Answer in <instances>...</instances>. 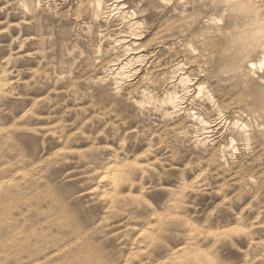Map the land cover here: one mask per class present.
<instances>
[{"label": "rangeland", "instance_id": "1", "mask_svg": "<svg viewBox=\"0 0 264 264\" xmlns=\"http://www.w3.org/2000/svg\"><path fill=\"white\" fill-rule=\"evenodd\" d=\"M171 1L121 0L123 22L79 0H0V264H264V116L249 98L264 68H227L223 4ZM132 54L137 75L116 89L110 69ZM174 90L171 117L158 101Z\"/></svg>", "mask_w": 264, "mask_h": 264}, {"label": "bare ground", "instance_id": "2", "mask_svg": "<svg viewBox=\"0 0 264 264\" xmlns=\"http://www.w3.org/2000/svg\"><path fill=\"white\" fill-rule=\"evenodd\" d=\"M81 4H83L84 2H88V4H90L89 6L92 7L93 13H94V17L95 19H100L101 16L104 17V20L107 21L110 18L113 19V17L115 18V15H117V17L119 19L126 20V18H128L129 16L135 15L133 12L131 13L130 11H126L124 4H121V0H113V2L110 5H106V11L104 12V4H105V0H79ZM112 1V0H111ZM162 3L166 4V5H170L172 3L171 0H161ZM213 5H218V4H223L225 6V11L230 13V18H231V22L228 24L227 29L229 28V32L226 34V46L225 48L221 51V56L222 58L225 60L226 62V66L227 68L235 73V74H241L243 72L242 68L243 66L248 62V64L250 65V68L252 70H254L257 66H259L260 69L264 68V0H213L212 1ZM177 6V4H176ZM89 8V7H88ZM175 9V8H174ZM184 11V10H183ZM116 12V13H115ZM175 12V10H174ZM115 13V14H114ZM189 14V13H188ZM89 15V14H88ZM182 15H180L181 17ZM133 18V17H132ZM196 18V17H195ZM103 19V18H102ZM111 19V20H112ZM182 24L183 26H188L190 23L194 22L192 16H188V15H183L182 16ZM80 20V19H79ZM103 20V21H104ZM190 20H192V22H190ZM222 20L220 19H211V22L213 23H217V22H221ZM124 22V21H123ZM229 22V21H228ZM195 23V22H194ZM130 25L128 26L129 28L132 27V31L136 30V27L140 24L137 22H130ZM218 24V23H217ZM126 26V25H125ZM140 29V28H139ZM131 30V29H130ZM134 36H136L137 40H140V37L138 38L139 35L136 34V31L133 32ZM139 33V32H137ZM182 33V32H181ZM131 34V33H130ZM132 35V36H133ZM141 35V34H140ZM183 35V33H182ZM132 38V37H131ZM130 38V39H131ZM129 39V40H130ZM134 39V38H133ZM132 39V40H133ZM121 40V39H120ZM128 40V39H127ZM118 41V40H117ZM116 41V43H117ZM125 41V40H124ZM127 42V41H126ZM136 42V41H135ZM119 43V42H118ZM122 43V41H121ZM120 43V44H121ZM124 43V42H123ZM128 43V42H127ZM140 43V42H139ZM114 44V42H113ZM134 44V43H133ZM136 44V43H135ZM144 45V44H143ZM135 46V45H133ZM115 47V44H114ZM119 47V46H117ZM193 47V46H192ZM127 48L124 47V49ZM130 48V47H128ZM127 48V49H128ZM115 49V48H114ZM134 49V48H133ZM190 49V48H189ZM193 48L191 49L190 52H192ZM258 50H263V55H262V59L260 60L259 64H255L253 62H249V59L252 57V55L258 51ZM139 50H137L136 52H138ZM123 52V51H122ZM129 52V51H128ZM128 52L126 54H128ZM131 52V50H130ZM135 52V51H134ZM176 52V51H175ZM189 54V53H188ZM193 55V53H191ZM196 54V53H195ZM133 56L129 58V60L127 59V62L125 63H121L118 64L117 68H111V74L113 75V79L115 81L116 84V89L118 88H122L123 85V81L127 78L132 77L133 75H137L138 70H133L132 68H130V65H133L134 61H138L141 56H138L137 54H132ZM142 55V54H141ZM195 56V55H194ZM202 56V55H201ZM121 59V58H120ZM117 60V58H116ZM115 60V61H116ZM122 60V59H121ZM142 60V59H140ZM124 61V59H123ZM183 61V60H182ZM117 62V61H116ZM135 62V63H136ZM140 62V61H139ZM118 63V62H117ZM114 64H116L114 62ZM111 65V64H110ZM109 65V66H110ZM186 66V65H185ZM135 67V66H134ZM167 67V66H166ZM184 67V63L179 62L178 64L172 66V72L173 73H177L179 70H181ZM187 67V66H186ZM139 68V67H138ZM137 68V69H138ZM187 69V68H186ZM185 69V70H186ZM184 70V71H185ZM158 71V70H157ZM108 72V71H107ZM173 75V74H172ZM175 75V74H174ZM172 77V76H171ZM112 78V77H111ZM176 83L177 85H181L182 88L189 90L188 89V84L191 82L189 75L186 73H182L177 75L176 77ZM154 79V78H153ZM104 80V79H103ZM175 80V79H174ZM172 81V80H171ZM126 83V82H125ZM170 83V82H169ZM176 86V85H175ZM168 87V85H167ZM196 87V86H195ZM192 88V87H191ZM174 89V88H173ZM138 90V89H137ZM176 90V89H175ZM170 92L167 91L165 92V95L163 97V99L160 101H158L160 103L161 106H167V107H171L172 108V112L171 113H167L169 116L171 115V117L173 115H178L181 111H182V105L184 103V97L183 95H179L176 91ZM119 91V90H118ZM185 92V90H182ZM183 92V93H184ZM196 96L195 97H199V96H205L206 99L214 104V99L212 98L211 95H209V93L206 92V88L201 85L198 84L196 87ZM188 94V93H187ZM186 96V95H185ZM249 98L251 99L253 105L255 106V108L261 112L262 116H264V79H261V87L259 89V91L255 92V93H250L249 94ZM148 97V96H147ZM188 97V96H186ZM185 97V98H186ZM151 98V96H150ZM149 98V99H150ZM193 98V97H192ZM152 99V98H151ZM145 100V98H144ZM191 100V98H190ZM206 100V101H207ZM149 101V100H147ZM152 101V100H151ZM146 102V101H145ZM157 102V103H158ZM192 102V101H191ZM154 103V102H153ZM155 104V103H154ZM140 105H143V102L140 103ZM145 105V104H144ZM147 105V103H146ZM213 105V106H214ZM219 105V104H218ZM217 105V106H218ZM143 107V106H142ZM145 107V106H144ZM216 108V107H213ZM218 109V107H217ZM219 110V109H218ZM222 111V110H221ZM224 111V109H223ZM256 112V111H255ZM218 113V112H217ZM220 113V112H219ZM239 113V112H238ZM166 114V113H165ZM246 114V113H245ZM255 114V113H254ZM193 115V114H191ZM219 115V114H218ZM222 115V114H220ZM244 116V115H243ZM198 117V116H196ZM219 117V116H218ZM248 117V116H246ZM193 117H191L192 119ZM222 118V117H221ZM194 119H196L194 117ZM200 119V117H199ZM241 118H239L238 120H240ZM236 120V119H234ZM233 122L232 126L234 129L239 130L238 132H240L243 137L246 138L247 141L248 140V129H249V124L245 123V122H239V121ZM247 120V119H246ZM196 121V120H195ZM224 121V120H223ZM242 121V120H241ZM244 121V120H243ZM201 124H203V126L205 127V129L208 130V124L206 122H204L203 120L200 121ZM208 122V121H207ZM215 122V121H214ZM226 122V121H224ZM219 124V123H217ZM230 124V123H229ZM203 127V128H204ZM261 128V127H260ZM196 129V128H195ZM262 129V128H261ZM260 129V130H261ZM180 133V132H179ZM207 133V132H206ZM204 136V135H203ZM202 136V138H203ZM201 137V136H200ZM198 138V137H197ZM209 137H205L203 139L200 140H207ZM245 140V139H244ZM199 141V140H198ZM251 141V140H250ZM203 142V141H202ZM232 143H234V141L232 140ZM247 143V142H246ZM200 144V143H199ZM198 144V145H199ZM197 145V144H196ZM203 145V144H202ZM202 147V146H201ZM247 148V147H246ZM228 155V154H227ZM232 156V155H231ZM223 158V157H222ZM223 160V159H221Z\"/></svg>", "mask_w": 264, "mask_h": 264}, {"label": "clouds", "instance_id": "3", "mask_svg": "<svg viewBox=\"0 0 264 264\" xmlns=\"http://www.w3.org/2000/svg\"><path fill=\"white\" fill-rule=\"evenodd\" d=\"M211 251V250H210Z\"/></svg>", "mask_w": 264, "mask_h": 264}]
</instances>
